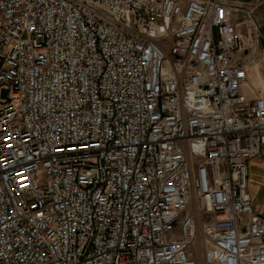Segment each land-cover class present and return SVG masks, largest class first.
<instances>
[{
	"label": "built area",
	"instance_id": "2783aa9c",
	"mask_svg": "<svg viewBox=\"0 0 264 264\" xmlns=\"http://www.w3.org/2000/svg\"><path fill=\"white\" fill-rule=\"evenodd\" d=\"M259 0H0V264H264Z\"/></svg>",
	"mask_w": 264,
	"mask_h": 264
},
{
	"label": "crops",
	"instance_id": "0c3cea01",
	"mask_svg": "<svg viewBox=\"0 0 264 264\" xmlns=\"http://www.w3.org/2000/svg\"><path fill=\"white\" fill-rule=\"evenodd\" d=\"M258 60L259 67L257 68L259 72L258 76L255 78V85L257 88H260L259 79L264 75V22L262 25V40ZM248 180L249 192L253 198V205L256 211L264 215V155H260L249 162Z\"/></svg>",
	"mask_w": 264,
	"mask_h": 264
},
{
	"label": "rangeland",
	"instance_id": "374dc122",
	"mask_svg": "<svg viewBox=\"0 0 264 264\" xmlns=\"http://www.w3.org/2000/svg\"><path fill=\"white\" fill-rule=\"evenodd\" d=\"M260 1V3H259V7L257 8V15L259 16V17H261L263 20H264V11H263V9H264V0H259ZM262 29V28H261ZM259 59V58H258ZM259 60H257V66L256 67H259V62H258ZM259 81H260V79H259ZM264 214V213H263ZM264 216V215H263Z\"/></svg>",
	"mask_w": 264,
	"mask_h": 264
}]
</instances>
